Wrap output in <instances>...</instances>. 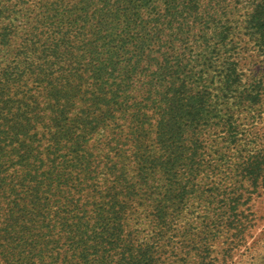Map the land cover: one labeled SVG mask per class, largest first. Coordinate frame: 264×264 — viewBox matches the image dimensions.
<instances>
[{"label": "rangeland", "instance_id": "obj_1", "mask_svg": "<svg viewBox=\"0 0 264 264\" xmlns=\"http://www.w3.org/2000/svg\"><path fill=\"white\" fill-rule=\"evenodd\" d=\"M257 1L233 15L237 90L214 81L200 126L167 139L140 125L152 109L104 119L44 101L32 0H0V264H264V36L244 21Z\"/></svg>", "mask_w": 264, "mask_h": 264}, {"label": "trees", "instance_id": "obj_2", "mask_svg": "<svg viewBox=\"0 0 264 264\" xmlns=\"http://www.w3.org/2000/svg\"><path fill=\"white\" fill-rule=\"evenodd\" d=\"M240 1L32 0L28 17L38 30L30 38L33 83L44 101L66 112L75 104L93 106L105 119L132 110L135 120L152 109L141 126L154 119L159 137H182L204 120L214 81L224 93L237 90L231 48ZM252 5L245 28L263 37L264 0ZM90 129L81 126L79 134ZM154 162L159 169L172 165ZM12 216L10 226L21 224L20 214Z\"/></svg>", "mask_w": 264, "mask_h": 264}]
</instances>
